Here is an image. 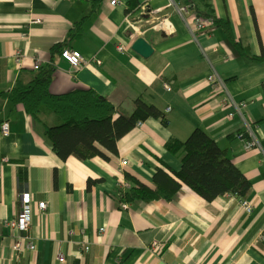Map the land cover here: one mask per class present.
<instances>
[{
  "label": "crops",
  "instance_id": "crops-1",
  "mask_svg": "<svg viewBox=\"0 0 264 264\" xmlns=\"http://www.w3.org/2000/svg\"><path fill=\"white\" fill-rule=\"evenodd\" d=\"M110 1L0 0V92L32 81L36 64H54V95L92 90L125 115L142 100L168 120L139 124L118 142L117 155L101 148L108 158L62 161L44 136V124H61L55 115L45 111L36 122L22 105L0 101V122L11 126L8 137L0 132V264H264V63L236 46L264 55V0H155L154 19L140 9L147 0ZM198 9L228 22L233 39L209 19L197 30ZM35 19L42 24L31 25ZM75 26L80 35L70 39ZM139 38L153 47L148 59L132 50ZM56 47L81 52L86 64L73 70ZM212 74L225 88L210 85ZM193 120L251 182L252 213L235 196L208 202L185 185L170 202L124 208L118 192L127 175L154 190L159 169L171 176L181 170L166 145L185 142ZM249 130L259 146L246 151L238 136ZM21 169L28 175L23 191ZM23 196L46 202L47 210L33 216L36 250L15 253L5 222L21 212ZM154 241L166 245L161 253L149 250Z\"/></svg>",
  "mask_w": 264,
  "mask_h": 264
},
{
  "label": "trees",
  "instance_id": "trees-1",
  "mask_svg": "<svg viewBox=\"0 0 264 264\" xmlns=\"http://www.w3.org/2000/svg\"><path fill=\"white\" fill-rule=\"evenodd\" d=\"M101 1L94 0V3L96 5ZM193 1L186 0L190 4H193ZM199 17L203 20H212L217 29L233 39L228 22L200 11ZM80 32L79 26H75L70 31L69 38H78ZM236 46L241 54L252 61L264 63V55L251 57L241 46ZM63 51L62 47H56L53 53L62 56ZM55 70L54 64L42 67L28 84L18 82L11 91L0 92V101H8L13 106L22 105L36 122H42L41 114L45 111L55 115L61 124L58 126L44 124V136L62 161L72 156L82 161L96 157L108 158L101 148L117 155L118 142L149 119L161 120L168 126L166 115L142 100L136 101L132 114L125 115L106 98L92 90L54 95L50 92V86ZM193 123L195 129L185 142L172 139L166 145L172 155L181 158V170L171 171L173 175L171 176L159 169L154 175L156 185L154 190L127 175L128 187L118 192L123 204H133L136 201L152 203L159 200L170 202L181 191L183 185L208 202L225 195H232L241 200L248 198L251 182L237 169L199 122L193 120ZM1 125L0 122V132ZM18 182L23 191L28 182L26 170L19 171Z\"/></svg>",
  "mask_w": 264,
  "mask_h": 264
},
{
  "label": "built area",
  "instance_id": "built-area-1",
  "mask_svg": "<svg viewBox=\"0 0 264 264\" xmlns=\"http://www.w3.org/2000/svg\"><path fill=\"white\" fill-rule=\"evenodd\" d=\"M154 1L155 0H147L145 2V4H143L140 7V9L144 12V15L146 18L154 19V17H155V13L151 7V4ZM122 3H123V0H111L110 1V4L112 7H117V6L121 5ZM176 8H177V13L181 17H184L188 12L187 7L176 6ZM149 9L152 10L151 13L147 12ZM193 20H194V23H195L197 30H203L205 27L210 26V23H208L207 21H204L202 19L195 18ZM33 24H41V19H36L33 22ZM153 28L158 29L159 27L155 26ZM118 50H119V52H122V53L125 52V48L123 46L118 47ZM61 57L75 71H79L86 64V60L84 59L83 55L81 54V52H79L77 50L66 49L63 51ZM96 63L99 65L101 64L100 61H97ZM34 69L36 71H38L41 69V67L39 64H36ZM207 80L214 89H217L218 87L225 88L224 81L221 80L219 77H217L215 74L210 75ZM166 89L168 91L171 90L169 87H166ZM244 107H246L245 104H240L239 107L237 106V108H239V109H242ZM232 117H233V114L230 115V118H232ZM10 132H11L10 123L9 122H3L1 125V135L4 137H8L10 135ZM238 138H240L243 141L244 149L246 151L255 149L256 147L259 146V142H258V140H257V138H256V136L252 130H249L247 132V134L239 135ZM127 164H128L127 161L123 162V165H127ZM122 186L124 188L128 187L126 182H123ZM241 205L243 206V208L245 209V211L247 213H249V214L252 213L253 206L247 200H243L241 202ZM123 207L127 208V205H124ZM46 210H47L46 202H39L37 204H34L31 202V200L28 198V196H23L21 212L14 219H11V220H8L5 222L6 227L9 228L11 230V232L13 233V238H14V241L12 243L13 252L22 253L23 251H32L33 252L36 250L35 240L32 236L33 216H34L36 211L44 212ZM101 231H104V229H102ZM165 246L166 245H164L163 243H159L158 241H154L149 246V250L152 253L153 252L156 253V250L158 249L159 253H161L164 250ZM82 249L85 252H89L90 246L88 244H84ZM59 262L60 263L65 262V258L63 255L59 256Z\"/></svg>",
  "mask_w": 264,
  "mask_h": 264
},
{
  "label": "water",
  "instance_id": "water-1",
  "mask_svg": "<svg viewBox=\"0 0 264 264\" xmlns=\"http://www.w3.org/2000/svg\"><path fill=\"white\" fill-rule=\"evenodd\" d=\"M151 9H149L147 12L151 13ZM132 50L140 55L144 59L150 58L153 53V47L150 43H148L144 38H139L135 41V43L132 46Z\"/></svg>",
  "mask_w": 264,
  "mask_h": 264
},
{
  "label": "rangeland",
  "instance_id": "rangeland-1",
  "mask_svg": "<svg viewBox=\"0 0 264 264\" xmlns=\"http://www.w3.org/2000/svg\"><path fill=\"white\" fill-rule=\"evenodd\" d=\"M36 20V19H35ZM35 20H32V22L30 23L31 25H41L42 24V20H41V24H33V22L35 21ZM35 67V66H34Z\"/></svg>",
  "mask_w": 264,
  "mask_h": 264
}]
</instances>
